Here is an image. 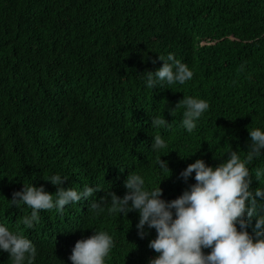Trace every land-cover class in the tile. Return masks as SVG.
<instances>
[{
	"label": "trees",
	"instance_id": "trees-1",
	"mask_svg": "<svg viewBox=\"0 0 264 264\" xmlns=\"http://www.w3.org/2000/svg\"><path fill=\"white\" fill-rule=\"evenodd\" d=\"M169 53L193 78L147 88L145 72ZM187 96L210 105L192 133L183 107L169 114ZM153 117L170 127L153 128ZM255 128L264 130V0H0V224L32 241L34 264H71L93 231L114 239L106 264H148L155 230L141 239L137 212L97 216L93 199L122 198L129 174L164 179L161 198L176 199L195 183L180 179L189 164L216 167L230 150L243 158ZM157 134L168 147L154 153ZM157 156L171 173L158 175ZM249 168L250 190L264 187L254 176L264 156ZM55 174L67 178L63 188L101 190L63 214L41 211L26 228L31 209L8 200L31 184L54 194ZM0 264H13L8 253Z\"/></svg>",
	"mask_w": 264,
	"mask_h": 264
},
{
	"label": "clouds",
	"instance_id": "clouds-1",
	"mask_svg": "<svg viewBox=\"0 0 264 264\" xmlns=\"http://www.w3.org/2000/svg\"><path fill=\"white\" fill-rule=\"evenodd\" d=\"M158 59L163 66L155 72H145L147 88L184 85L193 78V71L174 54ZM180 107L185 109L181 125L192 133L210 105L206 100L187 96L169 114ZM151 125L153 128L170 127L161 117H153ZM248 132L250 143L243 158L238 151L230 150L216 167L209 166L203 159L195 160L180 173V179L185 183L190 178L195 183L171 201L161 198L160 184L164 179L155 184L146 183L140 174L127 176L122 198L109 191L105 197L95 199L94 193L101 190L99 185L95 188L86 185L82 191L63 188L61 185L67 178L55 174L47 180L56 187L54 194L46 192L43 186L24 185L22 191L14 192L8 201L15 207L23 204L31 209L22 219L29 229L39 221L41 211L54 209L63 214L66 206L89 198H94L89 207L97 216L105 211L109 215L123 216L135 211L138 213L135 227L139 238L144 239L153 229L156 233L148 248L157 255L148 264H264V187L250 190L253 174L249 168L254 159L264 156V130L255 128ZM167 147L168 143L161 135L153 136L151 150L154 153ZM161 157L157 156L155 160L158 175L171 173L168 162ZM254 176L258 181L264 178V168L255 169ZM253 219L255 223L250 233L248 228ZM93 233L75 243L67 261L71 264H106V258L115 246L114 239L105 231ZM205 250L210 251L206 254ZM0 252L8 253L13 264H34L37 255L30 239L2 224Z\"/></svg>",
	"mask_w": 264,
	"mask_h": 264
}]
</instances>
